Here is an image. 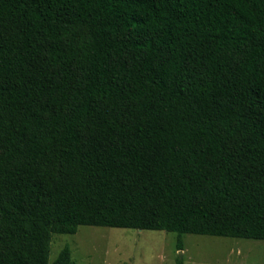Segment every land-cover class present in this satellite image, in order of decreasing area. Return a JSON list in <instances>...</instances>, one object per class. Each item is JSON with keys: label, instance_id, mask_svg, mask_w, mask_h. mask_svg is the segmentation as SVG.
<instances>
[{"label": "trees", "instance_id": "1", "mask_svg": "<svg viewBox=\"0 0 264 264\" xmlns=\"http://www.w3.org/2000/svg\"><path fill=\"white\" fill-rule=\"evenodd\" d=\"M81 226L264 240V0H0V264Z\"/></svg>", "mask_w": 264, "mask_h": 264}, {"label": "rangeland", "instance_id": "2", "mask_svg": "<svg viewBox=\"0 0 264 264\" xmlns=\"http://www.w3.org/2000/svg\"><path fill=\"white\" fill-rule=\"evenodd\" d=\"M81 226L74 235L53 234L49 264L69 246L75 264H264V240Z\"/></svg>", "mask_w": 264, "mask_h": 264}]
</instances>
